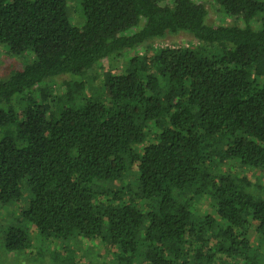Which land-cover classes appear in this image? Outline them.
<instances>
[{
    "label": "trees",
    "instance_id": "1",
    "mask_svg": "<svg viewBox=\"0 0 264 264\" xmlns=\"http://www.w3.org/2000/svg\"><path fill=\"white\" fill-rule=\"evenodd\" d=\"M69 1L0 0V44L22 57L0 79V209L19 204L4 249L79 264L65 244L81 238L97 264H264V0H215L229 25L201 0H75L77 24ZM178 32L195 45L149 44Z\"/></svg>",
    "mask_w": 264,
    "mask_h": 264
},
{
    "label": "rangeland",
    "instance_id": "2",
    "mask_svg": "<svg viewBox=\"0 0 264 264\" xmlns=\"http://www.w3.org/2000/svg\"><path fill=\"white\" fill-rule=\"evenodd\" d=\"M162 3L166 0H161ZM199 2V0H197ZM207 10L206 22L208 24L217 25L224 24L229 25L233 23H238L237 20L233 17H227L221 12L220 6L215 2V0H201ZM69 7L71 10V18L74 23H79L81 20L78 17L77 4L75 0L69 1ZM153 50H158L159 48L170 46V47H179V46H188L191 47L195 45L194 39L185 32H178L175 34H167L163 38L154 39L149 43ZM142 51V48L138 51L139 54ZM125 58H119L114 61L111 65L112 71H115L116 68L123 67ZM22 57L11 55L7 52L4 45L0 44V79L7 77L11 71L16 69L20 64ZM94 76V80L85 82L84 89L86 95L89 94L90 90L98 89V76L96 77V72L90 74ZM68 78L65 76H59L54 78L52 87L48 89L49 92H52L53 95H59L64 91L63 82ZM89 90V91H88ZM37 97V94L35 95ZM233 170L247 174L252 178L257 172H250L245 168H240L235 162H230L228 164ZM260 173L258 172L257 175ZM256 175V176H257ZM142 206V202H139ZM18 205L11 206L10 208L1 207L0 209V232L6 227V220L9 218L19 217ZM196 214L203 216L210 212V207H208V202L205 198H200L198 202L194 204ZM7 213V216L5 215ZM21 222H24L23 219H20ZM251 242L255 244L256 236L251 231ZM1 238V234H0ZM96 242V241H95ZM66 248H73V252L78 259L79 264H97L99 262H108L109 256L104 254V250L100 243L96 242L95 244L89 240H82L81 238H75L69 243L67 242ZM52 247H55L56 244L53 242ZM52 258L46 253L41 257L37 256L33 250L21 251L19 253L13 251H7L3 247L2 240L0 239V264H53Z\"/></svg>",
    "mask_w": 264,
    "mask_h": 264
}]
</instances>
